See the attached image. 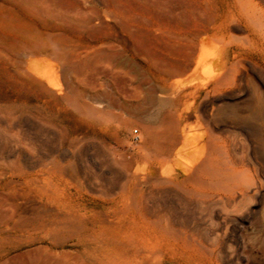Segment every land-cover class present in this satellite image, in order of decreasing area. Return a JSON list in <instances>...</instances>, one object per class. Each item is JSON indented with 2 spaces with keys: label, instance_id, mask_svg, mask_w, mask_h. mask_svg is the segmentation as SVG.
I'll return each mask as SVG.
<instances>
[{
  "label": "rangeland",
  "instance_id": "rangeland-1",
  "mask_svg": "<svg viewBox=\"0 0 264 264\" xmlns=\"http://www.w3.org/2000/svg\"><path fill=\"white\" fill-rule=\"evenodd\" d=\"M170 24L193 58L172 61ZM239 51L244 87L205 100ZM263 70L264 0H0V203L88 226L34 245L9 231L0 264H137L149 248L153 264H264ZM209 129L245 140L259 169L248 199H188Z\"/></svg>",
  "mask_w": 264,
  "mask_h": 264
},
{
  "label": "bare ground",
  "instance_id": "bare-ground-1",
  "mask_svg": "<svg viewBox=\"0 0 264 264\" xmlns=\"http://www.w3.org/2000/svg\"><path fill=\"white\" fill-rule=\"evenodd\" d=\"M174 3H176V2H174ZM170 5H171V3L169 4V6ZM179 5H180V3L178 4V7H179ZM181 5L183 6V4H181ZM167 6H168V4H167ZM169 6H168V8H169L168 9L169 10L168 15H170V17L169 16L168 17H169L170 23H173L172 25H176V26L178 24V25H180V29H182L181 25L184 23V21L186 22L185 15H184L185 12L182 13V11L179 8H177V5H175V4H172L170 7ZM162 7L163 6H161V8ZM164 9H165V7H164ZM65 11H64V13H65ZM80 11L82 12V10H80ZM158 12H160V11H158ZM163 12L164 11H162V13ZM216 17L218 20L219 17L218 16H216ZM210 18H211V16H210ZM166 19L167 18H165V20ZM79 22L83 24V21L81 22V20H80ZM200 22L201 21L197 22V26H199L201 24ZM85 23H86V21L84 22V24ZM172 25L169 26V27H172V29H173V32H169V35L171 34V36H169V37H171V40H170V44H171L170 50L171 51H170V53H171V56L173 59L172 61L176 62L179 59H183V61H184V59L188 56L193 58V55L191 53H193V51L195 49L194 44L188 42V44L186 45V50L182 51L179 48V40H180L179 36L181 34L177 33V30L174 31V29L176 27L174 28V26H172ZM202 25L203 24H201V27H202ZM184 26H185V24H184ZM222 28H224V27L222 26ZM219 30H217V27L215 29H213V31H216V33L214 32L215 36L220 35ZM182 31L184 32V30H182ZM199 31H200V29H199ZM224 31H225V29H224ZM226 31H227V28H226ZM181 37H184V35ZM180 41H183V39ZM182 52L183 53L185 52V53L182 54ZM190 54L192 56H190ZM241 56H243V55L240 53V51L237 52V54H235V57H233L234 63L231 64L232 67L230 65L231 68L229 70H227V71L224 70V72H222L218 77H216L214 80H212V82L206 83L203 85V87L200 90V93L203 94V97L205 100H210L211 98L216 97L220 93H223L224 91L226 92V90L241 89L244 87L243 82H239L237 79V73H238V70H237L238 66L237 65L240 63V61L242 59ZM179 62L182 63V60H180ZM176 64L172 63L171 67H175L174 65H176ZM181 65L184 66L183 63ZM176 67H178V69H179V66L176 65ZM181 70H179V71H181ZM179 71L175 70V73H172V75L176 76L175 74H179L180 73ZM182 72H184V69L182 70ZM260 77L264 79V70H263V72L260 73ZM247 82H248L247 85L249 86L251 81L248 79ZM257 101L259 102V104L264 103L263 99L260 96L258 97ZM207 117H208V115H207ZM210 130L211 129H209L208 132H206L204 135L205 136V138H204L205 143L203 144V149L205 151L204 152V154H205L204 158L201 159V161H199L198 163L193 164L187 171L188 178H186L185 183L187 186L186 195H187L188 199L190 201L200 200L201 198H203L207 194H221V195L225 196L227 199H232L237 194H239L242 196V198L244 200L248 199L249 198V189L251 188V185H248V183L250 182V180H252L253 178L258 176L259 169L256 168L254 165L252 167L249 166L250 164L252 165V158H251L249 152L247 151L248 147L245 143V140L241 139V137L235 133H231V135H229L227 137H218V136L214 135V133H211ZM262 132H263V141H264V129L262 130ZM258 134L260 135L259 132H258ZM263 141H262V144H263ZM241 147H242V151L240 152ZM261 149H262V147H261ZM257 157H258L257 158L258 162L260 161V162L264 163V152H262V150H261V153H259V155ZM38 194L40 195V193H38ZM42 197H44V195ZM47 199L50 203H52V201L49 200V198H47ZM55 200L56 199H54V201ZM1 203H0V227H3V229L5 228L6 230H8V233L5 234L2 232L0 234V253L4 252L5 250H6L5 252H7V248L9 246L8 245V243H9L8 242L9 241V238H8L9 237V231L13 235H16V237L22 236V238L23 237L29 238L30 239L29 243H28L29 245H34L38 241H42V240H47V239L51 240L56 236L57 232H60L63 228L72 229L74 236H77L80 239L86 238L85 232L87 231L88 226L77 225L76 223H74L72 221V219L70 220V218H67V217H66L67 219H65L66 221L64 223H61L60 221H58L60 218L58 219L57 217H55L56 215L55 216L53 215V217H55V218L51 217V215H50L51 212H49V209H48V212L46 209L45 210H37L33 216L29 217L28 215H23V216H26V217H23L22 215L17 213L18 210L16 211V208H17V207H15L16 205L14 207L11 205H10V207H7ZM68 214L72 215V214H74V212L68 211ZM175 236H177V235H174V237ZM187 237L188 236H186V238L182 237V239L184 238V240L182 241L183 246H181L182 250L184 249L189 254H191L192 251L201 253L200 249H196L195 248L196 246L194 244H192V242L188 239L189 237L188 238ZM26 242H28V241H26ZM198 244H199V242H198ZM168 245H169V243H168ZM199 245L202 246V244H199ZM203 248L204 249H202V247H201L202 250L207 251L205 253V256H206V254H208V249L206 248L207 249L206 250L205 247H203ZM152 251H153V248H149V250L147 251L148 253L145 255H141L140 260L137 261V264H153V263H151ZM5 252H4V254H5ZM139 252H141V251H139ZM142 253H144V252H142ZM154 253H153V255H154ZM1 254H0V256H1ZM210 255H211V253H210ZM197 256H198V254H197ZM137 257H139V255ZM191 258H192V256H191ZM167 263H168V261H165L162 258L157 263H154V264H167ZM36 264H42V262L39 261Z\"/></svg>",
  "mask_w": 264,
  "mask_h": 264
},
{
  "label": "built area",
  "instance_id": "built-area-1",
  "mask_svg": "<svg viewBox=\"0 0 264 264\" xmlns=\"http://www.w3.org/2000/svg\"><path fill=\"white\" fill-rule=\"evenodd\" d=\"M140 134H139V132H138V130H135L134 132H133V134H132V143L133 144H138L139 143V141H140Z\"/></svg>",
  "mask_w": 264,
  "mask_h": 264
}]
</instances>
